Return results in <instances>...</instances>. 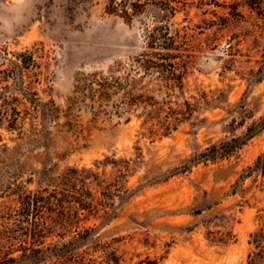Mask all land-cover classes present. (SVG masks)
<instances>
[{
  "label": "rangeland",
  "instance_id": "1",
  "mask_svg": "<svg viewBox=\"0 0 264 264\" xmlns=\"http://www.w3.org/2000/svg\"><path fill=\"white\" fill-rule=\"evenodd\" d=\"M142 1L126 18L109 0H0V258L34 246L42 194L68 208L44 213L46 245L264 264V0H180L170 81L138 59L163 14Z\"/></svg>",
  "mask_w": 264,
  "mask_h": 264
},
{
  "label": "trees",
  "instance_id": "2",
  "mask_svg": "<svg viewBox=\"0 0 264 264\" xmlns=\"http://www.w3.org/2000/svg\"><path fill=\"white\" fill-rule=\"evenodd\" d=\"M145 3L146 1L142 0H109L106 9L107 12L116 14L122 11L120 13L122 16L132 18L134 14L129 12V7H131L133 12L139 13L138 7ZM180 3V0H157L156 4L160 6L163 14L158 24L146 29L145 38L148 50L140 54L138 58L143 63L145 72L148 70L160 71L165 74L169 81L179 79L181 76L174 60L179 57L177 49L180 40L184 37L180 29L173 28V23L171 22V18L176 15ZM154 59L158 61H154ZM32 206L33 200L30 198L26 201L24 207L30 210ZM34 209L37 210L31 236L34 240V246L25 247L23 253L17 256H12L10 254L11 251H7V255L4 258H0V264H119V259L115 254L114 256L108 254L103 260L94 257L97 250L103 247L101 245L93 251L91 247L83 249L81 241L84 240L85 236L74 237L69 242L62 244L51 243L46 245L45 239L48 233L53 232L51 222L58 223V221L54 218H51V220H54L50 222L44 220V213L47 211L50 214L57 215L60 213L63 215L67 213L68 209L65 206V202L58 195L52 197L51 195H36L34 198ZM62 221L65 222L62 223L65 228L73 226V222ZM6 229L7 227L0 222V252H3L5 247L8 249L13 248L11 247L10 239L6 235Z\"/></svg>",
  "mask_w": 264,
  "mask_h": 264
}]
</instances>
